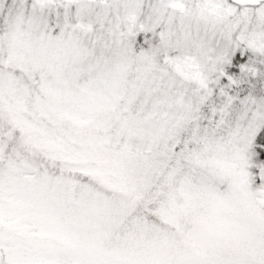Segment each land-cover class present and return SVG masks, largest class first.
<instances>
[{"label": "snow or ice", "instance_id": "1", "mask_svg": "<svg viewBox=\"0 0 264 264\" xmlns=\"http://www.w3.org/2000/svg\"><path fill=\"white\" fill-rule=\"evenodd\" d=\"M0 264H264V0H0Z\"/></svg>", "mask_w": 264, "mask_h": 264}]
</instances>
